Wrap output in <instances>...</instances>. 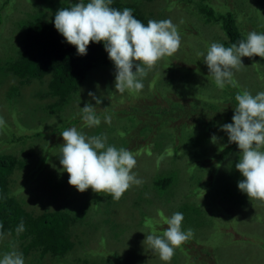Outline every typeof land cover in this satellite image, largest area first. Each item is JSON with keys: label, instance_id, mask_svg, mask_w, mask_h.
Listing matches in <instances>:
<instances>
[{"label": "rangeland", "instance_id": "374dc122", "mask_svg": "<svg viewBox=\"0 0 264 264\" xmlns=\"http://www.w3.org/2000/svg\"><path fill=\"white\" fill-rule=\"evenodd\" d=\"M73 1L79 2V0H69V2ZM128 1L122 0V2ZM196 1L199 0H186V2L182 0H136L133 4L136 6L139 15L146 22L149 19L157 21L170 19L173 24L175 22L174 20H176V22L182 25L188 21L189 23L185 25L189 28H194L197 17L193 12L198 13L196 8H193L195 7ZM204 1H207L208 4L218 10L223 11L224 3L228 0ZM64 2L63 0H12L8 5L5 4L3 8H0V65H2L3 57H6L7 54H12L11 50L6 51V49L10 47L14 36H16V29L20 20L28 18L27 14H37L41 18L49 20L55 11L65 4ZM232 2L234 3L235 0ZM197 16L199 17V15ZM202 22L201 19L197 20V27L192 33H184L185 35L179 34L181 37V45L178 49L179 51H177V57L180 58L183 56L181 58L191 60L192 58H197L199 53L207 54V44L214 34L208 29L217 28L218 26L215 24L213 26L208 24L201 25ZM199 26H201V31L199 32V36H197L195 33H197ZM251 27L252 25H249L247 30ZM262 27L254 28L253 26L250 31L264 33V31L259 30ZM179 58L176 59L171 56L158 61L156 66L148 71L147 76L142 79L144 87L142 92L139 94L136 93L137 95L131 96L127 93H122V95L116 91L115 67L100 68L102 78L95 76L93 82L87 84L86 87H80V95H78L81 96V93H84L82 96L83 103H91L94 106V99L89 96V92L94 93L96 98L101 99L103 96H99V94L105 92V79H107L108 85L113 92V95L109 97V102L114 109L119 110L120 114L118 116H116V113L112 115L110 112V116L105 114L103 117H110L111 122L108 123L102 118L100 125L95 128L98 127V133L100 135L107 136V141H112V146L118 148L119 145L124 144L122 138L118 137V131L122 130V121L124 120V115L127 113L123 107L129 102L126 100L120 102L119 99L124 97L136 98L135 96H146V98H141V100L138 97L136 98L137 102L134 100L131 103L132 105L139 103L142 105L141 108L144 111L150 106L151 98L149 96H153L152 100L158 101L160 97L157 94L160 95L166 90L165 87H162L161 92L160 89L158 90V85H156L157 80L154 79V75L157 73L161 75H174L176 78L173 81L174 83L170 84L171 87L166 86L169 90L172 91L177 86L185 88L182 96L172 95L171 97L183 103L182 110L177 111L180 116H178L175 122L179 120L190 121L194 119V116L197 117L198 114L191 113L192 109H196L193 105H197L198 110H204L206 107L210 113H217L219 109L226 107L224 103H219L221 98L220 88L215 85L214 80L211 81L212 83L206 82V88L201 90L199 88L201 82H195L197 76L194 72L186 71L185 73L181 71L179 67L181 63L178 61ZM248 58L242 57L243 65L240 66L239 71L234 76L237 75L238 78L247 80L248 85L257 86V82H254L256 76H252L251 70L247 68L249 67V63L247 62L249 60ZM262 68L264 69V66ZM246 71L250 75H246ZM262 81L264 82V80ZM14 82L15 79L12 76H6L0 73V153H10L2 151L5 147L7 148L5 150L15 151L17 153H20V150H26L28 148L30 153V150L35 144L36 152L32 158H28L31 166H34L36 161L37 165H43L44 171L53 174V176H49L50 178L62 182L63 189H61L63 192L76 191L77 195L71 192V201L73 203L79 200L80 203H84L83 205L89 206V200L93 196V190L89 188V192L82 193L74 186H71L68 183L69 174L63 171V166L60 164L59 155L61 146H58L64 143V141L62 135L57 136L56 133L52 132L54 117L49 118L47 121L50 123L46 124L44 121H41L42 114L40 112L36 113V117H31L29 114L26 115V111L22 105L8 98V89L10 84ZM154 84L155 87L150 89L149 87L154 86ZM173 84H175L174 87H172ZM45 85L46 81L44 83H38L36 80H32L30 84H26L20 88L19 93L29 97L33 92L35 93L36 89L45 88ZM262 91H264V86L258 93ZM50 99L54 102V98ZM191 101L193 102L189 103ZM75 103L76 100L73 104L76 107L71 109V111L75 113L76 123H70V120L63 123L66 125L61 132L71 127H75L78 130V126L84 124L82 119L83 114L80 112L81 106ZM210 104H213L214 107H210ZM151 112L152 114L150 116H153V119H155L153 111ZM228 123H231V121L226 122L218 117L211 124L200 126L199 121L196 119L192 124L184 123L182 125L181 135L188 128L195 127V130L200 131L202 135L200 133H194L192 134V139L201 140L202 138L207 142L204 145L206 154H217L218 151H224V143H229V139L223 138L224 136H228L227 133L222 130V126ZM44 124L47 125V128L43 130V133H45V136L48 134L45 138L46 143H48V139H52L55 144L52 143V147L50 149L48 147L46 152L43 151L41 155L38 154L39 148L37 143L38 138L42 134L36 135L35 138L32 137L31 139L24 140L26 142L13 138L15 134L25 135L24 133L28 129H31L29 132L34 130L40 131L43 129ZM171 126L167 123L159 124V131H155L156 134H159L156 138L159 136L167 138V144L170 148L176 145L180 148L181 140L184 137L179 138V142L172 143V135L176 133L171 131ZM78 131L87 136L83 129H79ZM138 131L141 132L142 130L138 129ZM214 135L217 137L215 142L212 141ZM54 137L57 138L53 140ZM135 137L136 141L131 140L133 144L138 140L137 136ZM189 142L187 141V143ZM40 144H44V140H41ZM152 150L146 147L144 149H138L133 153L137 163L132 171L142 183L140 185L133 184L124 193L122 196L123 199L117 202L111 201L112 204L110 207H107V204L102 206L101 202L99 203L97 210H95L92 216L94 220L93 224L95 225V221H100L101 218L106 220V224H102L98 228L87 227L80 222H76L73 225L71 230L72 235H75L76 240L81 243L77 244V247L67 253L66 256H63V258H53L49 254L41 255L38 250H30L29 254L24 255L21 244L23 240L14 238L12 235L3 234L0 236V258H3L5 253L16 251L23 255L25 264H122L123 262L128 264H166V262L160 260L159 256L153 252L147 243L144 244L143 242L146 240V235L151 234L153 230L158 235L162 234L161 230L167 227L165 219L175 213L177 204L183 199L182 202L184 200L190 201L196 205H203L204 208H200V215L192 218L193 221L190 222L189 220L191 219L187 218L185 225L188 226V229L191 228L194 230V235L182 244L181 247L177 248L176 255L167 264H264V203L257 200L251 201L247 194L243 192L241 194L239 189H226L227 186L225 184L213 190V186L210 184L215 175L218 178L220 176L227 178L228 176L225 169L219 170L221 166L220 163L216 164V158H203L202 169H197L190 165L193 161H186L185 157L183 160V157H179L173 150L171 154L166 152L162 154L164 158H161L158 154V151H162V148L157 149L154 145ZM180 152L182 151L180 150ZM239 153L240 149L235 144L226 153L228 155L222 159L221 165L226 162V165L230 168L228 161L231 163L232 160L234 161L232 169H236L235 164L238 163ZM15 156L20 158L17 155ZM26 156L29 157L28 155ZM38 156L39 158L37 160ZM21 171L23 170H16L12 177H15ZM164 172H170L176 176V189L170 190L173 193L159 190L154 184L153 179L159 174H164ZM39 173L41 176L37 177ZM201 180L203 190L201 192L199 189L194 190V186L196 184L198 185V182ZM34 181L37 184L43 182L42 173L36 168L28 169L26 175L20 178V183L26 186L28 194L31 193L30 189ZM15 197L32 214L39 213L43 210L39 202L31 198H25L22 193H17ZM56 198L51 199V201L47 199L46 202L48 205L46 206L52 207L61 203L62 193L58 191ZM208 206H212L213 208L210 209ZM205 207H208V209L206 210ZM90 214L91 211L87 207V216ZM111 222L116 223L117 227L112 228V225H110ZM101 236L104 237L103 241L100 239ZM73 238L75 240V237ZM116 255L121 256V261L123 262L118 261Z\"/></svg>", "mask_w": 264, "mask_h": 264}, {"label": "trees", "instance_id": "16d2710c", "mask_svg": "<svg viewBox=\"0 0 264 264\" xmlns=\"http://www.w3.org/2000/svg\"><path fill=\"white\" fill-rule=\"evenodd\" d=\"M0 1V8H3L5 4L8 5L12 0ZM63 1H65V4L58 8V10L64 7L71 8L75 3L81 2V0H79V2H69V0ZM182 1L186 2V0ZM232 1L233 0H228L224 3L223 11L211 6L207 3V1H196L194 5L195 7H193L196 8L198 12L197 14L193 12V14L197 17L194 23L195 27L189 28L185 25L189 23L188 21L180 25L176 22V20H174V25L177 26L179 34L183 35L186 33H192L193 30L196 29L198 19L203 21L201 25H217V28L208 29L214 33L207 44L208 48L213 42L222 43L226 47L231 46L233 43L238 45L240 40L246 39L247 34L251 32L250 29L253 26L254 28H260L263 26L259 30L264 31V0H235L234 3ZM82 2L87 4L90 0H82ZM135 2L136 0H129L128 2L113 0L110 7L121 11L124 8H130L133 10L135 18L142 22V17L139 15L136 6L133 4ZM57 11H55L49 20L41 18L37 14H27L28 18L18 22L16 36H14L10 47L6 49V51L11 50L12 54H7L6 57L2 58L3 62L2 65H0V73L6 76H12L15 79V82L11 83L8 89V98L22 105L26 111V115L29 114L31 117H36V113L40 112L42 114L41 121H44L46 124L50 123L47 121L49 118L54 117L52 132L56 133L58 136L61 135V130L66 125L63 123L68 120H70V123H76V118L74 117L75 113L71 111V109L76 107L73 105L74 101L76 100L75 104L80 105L81 108L86 105V103H83L82 100L84 93H81V96H79L80 87H86L87 84L93 82L95 76L102 78L100 72L103 67L111 68L115 67V65L109 59L103 42L90 43L87 49V54L79 55L76 47L67 43L65 38L55 28L54 19ZM197 15H199V17ZM249 25H252V27L247 30ZM200 27L201 26H199L197 33H195L197 36H199V32L201 31ZM181 57H177V52L172 55V58H179L178 61L181 63L179 66L181 71H184L185 73L186 71H192L196 74L197 79L195 82H201L199 87L201 90L206 88V82L212 83L211 81H213V78L209 76V69L204 63L203 57L199 55L197 58H192L191 60ZM167 58L168 57H165V59ZM248 59L249 60L247 62L249 63V67L247 68L251 70V73L253 74L252 76H256V80L254 82H257V86L248 85L247 80L238 78L237 75L234 76L233 79L237 85L236 87H233L231 84H226L223 89H220L221 98L219 103H224L226 107L219 109L217 113L208 112L206 107L204 110H198L197 105H193L196 109H192L191 113L198 114L197 117L194 116V119L190 121L179 120L180 122H175V120L178 119V116H180L177 111L182 110L183 103L178 99H172L171 97L172 95L182 96L185 88L177 86L174 90H169L166 86H170V84L174 83L173 81L176 79L174 75L171 74L161 75L157 73L154 75V79L157 80L156 85H158V90L160 89L161 92L162 87H165L166 90L165 92L163 91L164 93L162 94L159 92L160 95L157 94V96L160 97L158 101L156 100L157 102L152 100L153 96H149L151 98V102L149 103L150 106L144 111L143 108H141L142 105L139 103H137L138 106L137 104L132 105L131 103H133L134 100L136 101V98L138 97L141 100V98H146V96H135L136 98H120V102L126 100L129 103L123 107L127 113L124 115V120L122 121L123 128L118 131V137L122 138L124 144L119 145L118 148L123 147L132 153H135L136 150L142 148L144 149L146 147H149L151 151H153L152 148L155 145L157 149L162 148V151L160 152L157 150L161 158H164L162 157V154H165V152L171 154V151L173 150V152L177 153L179 157L182 156L183 160L185 157L186 161H193L190 165L197 169H202L203 158H216V164L220 163L221 166L219 170L225 169L228 176L227 178H224L223 176L218 178L215 175L210 184L213 186V190L217 187H221L223 184L227 186L226 189L234 188L238 190V182L244 179V177L238 170L232 169L234 161L231 160V163L228 161L230 168L226 165V162L221 165L222 159L227 157L228 154L226 155V153L229 152L235 143H224V151H218L217 154L219 155L209 153L206 154V151H204V145H206L207 142H205L201 137V140L192 139V134L194 133H200V135H202L200 131L195 130V127H190L183 135H181V133L183 127L182 125L184 123L192 124L196 119L199 121L200 126L204 124H211L218 117H220L223 121H231L232 123V117L235 113L234 108L238 103L235 100V95L237 93H242L244 90L249 91L252 95H256L259 90L263 89L264 82L262 80H264V69L262 66H264V58L254 56ZM133 70L135 71V68ZM233 71L235 75V73L239 70ZM247 72L248 71H246V73ZM246 75L250 74L247 73ZM32 80H36L38 83H44V81H46L45 88L36 89L35 93L33 92V94L29 97L19 93L20 88L24 87L26 84H30ZM174 86L175 84L172 85V87ZM154 87L155 84L149 88L153 89ZM105 88V92L99 94V96H103L101 98L102 103L97 105L96 99H94L95 111L101 121L102 118L105 119L103 117L105 114L109 116L110 113L112 115L116 113V116L120 114L119 110L114 109L112 104L109 102V97L113 95V92L108 85L107 79H105ZM140 92H142V90ZM124 93L130 94L131 96L139 94L130 93L128 91H125ZM50 98H54V102H52ZM131 100L133 101L130 102ZM192 102L193 101L189 103ZM210 107H214V105L210 104ZM151 111H153L155 119H153V116H150V114H152ZM164 123L172 125L171 131L176 133L172 135V143L179 142L180 140L178 139L184 137L181 140L180 148H178L177 145L170 148L167 144V138L161 136L156 138L159 134H156L155 131H159V124ZM46 124H44L43 129L40 131L34 130L29 132L31 129H28L24 133L25 135L15 134L13 138L18 141H24L31 139L32 137L35 138L36 135L42 134V136L38 138L37 143L39 148L38 154L41 155L43 154V151L46 152L48 147L49 149L52 147V143L55 144L52 139H48V143H46L45 138L48 134L45 136V133H43V130L47 128ZM56 129H58V131H56ZM79 129H83L87 136L100 135L98 133V127L89 128L85 124H81L78 126V130ZM138 129L142 131L139 132ZM135 136H137L138 140L133 144L131 140L136 141ZM56 138L57 137H54L53 140ZM223 138L229 139L228 136H224ZM41 140H44V144L42 145L40 144ZM187 141L190 142L187 143ZM106 143L110 146L113 144L112 141H107ZM5 149L7 148L5 147ZM5 149H2V151L10 153H0V236L5 234L12 235L14 238L22 239L23 242L21 244L24 255L29 254L30 250H38L41 255L49 254V256L53 258H63V256H66V254L71 250L75 249L77 244L81 243L76 240V236L72 235L71 231L76 222H80L87 227L93 228H98L102 224H106V220L101 218L100 221L96 220L94 225L92 216L93 213H95V210H97L100 202L102 206L107 204V207L111 206V201L117 202L111 195L107 193L98 194L93 192V196H91L89 200V206L83 205L84 203H80L79 200L73 203L71 201V192L77 195L75 190L63 192L62 182H58L50 178L49 176H53V174L51 172L44 171L43 165H37L36 161L34 166H31L28 158H32L35 154V144L30 150V153L28 148H26V150H20L21 154ZM180 150L182 152H180ZM14 154L20 158L16 157ZM219 156L221 157L219 158ZM38 158L39 156L37 157V160ZM237 162H239V159ZM31 168L40 170L43 182L41 184H37L34 181L32 188L30 189L31 193L28 194L26 186H23L20 183V178L25 176L27 170ZM16 170L23 171L15 177H12ZM39 176H41L40 173L37 177ZM153 181L159 190L169 192L171 189H176L175 187L177 185V181L176 176L173 175V173L164 172V174L157 175ZM90 189L85 191V193L89 192ZM195 189H199L200 192L203 190L202 180L198 182V185L196 184L194 186V190ZM58 191L62 193L61 203L52 207H47V199L50 201L53 198L57 199L56 196L58 195ZM17 193H22L25 198L36 200L40 203L41 207H43V210L35 214L28 212L23 207L21 202L16 199L15 196ZM240 193L242 194L241 191ZM121 199H123V197ZM182 200L179 204H177L175 213H183L184 220L182 221V230L186 231L188 229V226L185 225L187 223V218L191 219L189 220L190 222L193 221L192 218L199 216L200 208H204V206L200 204L196 205L186 200H184L186 202L183 203L184 201L182 202ZM87 207L89 208V211H91V214L88 216ZM208 207L210 209L213 208L212 206ZM208 207H205L206 210ZM84 208L86 209L84 210ZM169 217H171V215ZM21 222H23L24 230L17 233L16 229L20 226ZM110 225H112V228L117 227L116 223L113 222H111ZM166 228H164V230ZM164 230H161L162 233ZM73 237H75V240ZM100 239L103 241L104 237L101 236ZM177 251L178 249L175 250L174 255H176ZM116 257L118 261H121V256L116 255ZM122 264L128 263L123 262Z\"/></svg>", "mask_w": 264, "mask_h": 264}, {"label": "clouds", "instance_id": "9594fccd", "mask_svg": "<svg viewBox=\"0 0 264 264\" xmlns=\"http://www.w3.org/2000/svg\"><path fill=\"white\" fill-rule=\"evenodd\" d=\"M112 2L90 0L85 4L81 0L71 8L58 10L54 25L67 43L76 47L79 55L87 54L90 43L103 42L115 65L116 91L139 93L144 86L142 78L158 61L178 51L181 37L170 19H149L148 22L142 19L141 22L132 9L118 10L110 7ZM199 55L218 88L223 89L226 84L236 87L233 70L243 65L242 57L264 58V33L251 31L238 45L233 43L229 47L213 42L206 55ZM89 96L96 99L97 105L102 103L94 93L89 92ZM235 100L238 103L233 122L224 124L222 130L227 133L229 143L237 144L240 149L235 168L244 179L238 182V188L251 201L264 203V91L252 95L244 90L235 95ZM81 112L87 127L100 125L101 120L91 103L81 108ZM105 120L111 122L110 117ZM61 135L64 143L60 149V164L69 174L68 183L78 191L83 193L91 188L95 193H107L119 201L133 184L142 183L132 171L137 163L133 153L123 147L107 145L106 135L86 136L75 127L64 130ZM216 140L214 135L212 141ZM183 220V213H174L165 219L167 228L162 234L153 230L143 242L166 264L172 260L175 250L194 235L191 228L182 230ZM23 230L21 222L16 231ZM0 264H25V261L21 253L12 251L0 258Z\"/></svg>", "mask_w": 264, "mask_h": 264}]
</instances>
